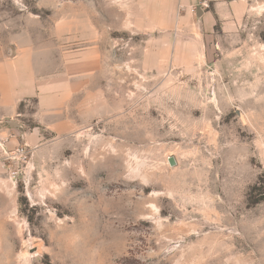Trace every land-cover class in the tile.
<instances>
[{
    "label": "rangeland",
    "instance_id": "obj_1",
    "mask_svg": "<svg viewBox=\"0 0 264 264\" xmlns=\"http://www.w3.org/2000/svg\"><path fill=\"white\" fill-rule=\"evenodd\" d=\"M203 2L0 0L41 90L0 143V264H264V0Z\"/></svg>",
    "mask_w": 264,
    "mask_h": 264
},
{
    "label": "crops",
    "instance_id": "obj_2",
    "mask_svg": "<svg viewBox=\"0 0 264 264\" xmlns=\"http://www.w3.org/2000/svg\"><path fill=\"white\" fill-rule=\"evenodd\" d=\"M202 1V0H201ZM200 11L205 21L210 25L217 23L223 24H239L251 12V0H203ZM209 8V9H207ZM10 53H4V57L0 59V143L5 138L11 137L10 128L7 119H10L12 112H17L22 101L34 97L40 90L37 82V72L33 65V58L30 64L27 63L26 56L20 53H12L13 57H9ZM32 62V63H31ZM42 96L39 98L38 107L40 110H52L42 102ZM9 117V118H8ZM34 122L39 126H45L52 129L51 125L44 121L41 113L37 112L33 116ZM19 127H22L19 126ZM36 131L31 133L28 138L37 139Z\"/></svg>",
    "mask_w": 264,
    "mask_h": 264
},
{
    "label": "water",
    "instance_id": "obj_3",
    "mask_svg": "<svg viewBox=\"0 0 264 264\" xmlns=\"http://www.w3.org/2000/svg\"><path fill=\"white\" fill-rule=\"evenodd\" d=\"M8 125L11 126V127H18L19 126L17 123L12 122V121L8 122ZM169 164L171 166H175L176 165V160L174 158H169Z\"/></svg>",
    "mask_w": 264,
    "mask_h": 264
},
{
    "label": "trees",
    "instance_id": "obj_4",
    "mask_svg": "<svg viewBox=\"0 0 264 264\" xmlns=\"http://www.w3.org/2000/svg\"><path fill=\"white\" fill-rule=\"evenodd\" d=\"M122 264H142L139 260L134 259V257L124 259Z\"/></svg>",
    "mask_w": 264,
    "mask_h": 264
},
{
    "label": "built area",
    "instance_id": "obj_5",
    "mask_svg": "<svg viewBox=\"0 0 264 264\" xmlns=\"http://www.w3.org/2000/svg\"><path fill=\"white\" fill-rule=\"evenodd\" d=\"M23 151H24V150H22V151L20 152L21 155L23 154Z\"/></svg>",
    "mask_w": 264,
    "mask_h": 264
}]
</instances>
